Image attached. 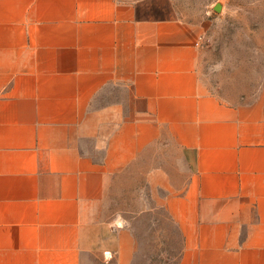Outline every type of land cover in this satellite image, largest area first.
<instances>
[{
    "label": "crops",
    "instance_id": "crops-1",
    "mask_svg": "<svg viewBox=\"0 0 264 264\" xmlns=\"http://www.w3.org/2000/svg\"><path fill=\"white\" fill-rule=\"evenodd\" d=\"M204 33L0 0V264H264V100L211 85Z\"/></svg>",
    "mask_w": 264,
    "mask_h": 264
},
{
    "label": "rangeland",
    "instance_id": "rangeland-1",
    "mask_svg": "<svg viewBox=\"0 0 264 264\" xmlns=\"http://www.w3.org/2000/svg\"><path fill=\"white\" fill-rule=\"evenodd\" d=\"M179 15L204 28L211 85L264 100V0H173Z\"/></svg>",
    "mask_w": 264,
    "mask_h": 264
},
{
    "label": "built area",
    "instance_id": "built-area-1",
    "mask_svg": "<svg viewBox=\"0 0 264 264\" xmlns=\"http://www.w3.org/2000/svg\"><path fill=\"white\" fill-rule=\"evenodd\" d=\"M106 256H107V259L108 260H111L112 259V256H111L110 252H106Z\"/></svg>",
    "mask_w": 264,
    "mask_h": 264
}]
</instances>
